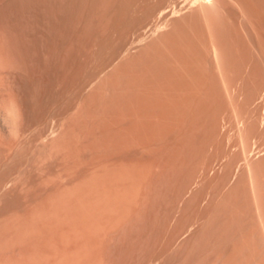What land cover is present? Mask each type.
Returning <instances> with one entry per match:
<instances>
[{"label":"rangeland","instance_id":"374dc122","mask_svg":"<svg viewBox=\"0 0 264 264\" xmlns=\"http://www.w3.org/2000/svg\"><path fill=\"white\" fill-rule=\"evenodd\" d=\"M212 1L0 0V264H264V0Z\"/></svg>","mask_w":264,"mask_h":264},{"label":"bare ground","instance_id":"6f19581e","mask_svg":"<svg viewBox=\"0 0 264 264\" xmlns=\"http://www.w3.org/2000/svg\"><path fill=\"white\" fill-rule=\"evenodd\" d=\"M195 1H197V0H195ZM200 1L208 2V3H210V1L213 2L212 0H198V2H200ZM204 2H203V3H204ZM196 4H197V3H196ZM204 4H205V3H204ZM175 5H176V4H175ZM201 5H202V3H201ZM205 5H206V4H205ZM207 6H208V5H207ZM175 7H176V6H175ZM180 8H181V7H180ZM165 9H166V8H165ZM165 9H163L164 12H165ZM167 10H168V9H167ZM167 10H166V11H167ZM175 11H176V9H175ZM159 12H160V11H159ZM159 12H158V13H159ZM162 12H163V11H162ZM162 12H161V13H162ZM167 12H168V11H167ZM167 12L163 13V15H166ZM173 13H174V12H173ZM160 15H161V14H160ZM163 15H161V17H163ZM167 21H168V19H167ZM163 23H164V22H163ZM165 23H166V22H165ZM161 24H162V23H161ZM166 24H167V23H166ZM156 26H157V25H156ZM151 27H152V26H151ZM151 27H150V28H151ZM158 27H159V26H158ZM162 27H163V26H162ZM157 30H158V28H157ZM11 110H12V109H11ZM10 115H11V114H10Z\"/></svg>","mask_w":264,"mask_h":264}]
</instances>
